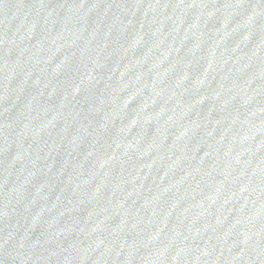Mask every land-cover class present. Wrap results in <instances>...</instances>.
Returning a JSON list of instances; mask_svg holds the SVG:
<instances>
[{"label": "water", "instance_id": "1", "mask_svg": "<svg viewBox=\"0 0 264 264\" xmlns=\"http://www.w3.org/2000/svg\"><path fill=\"white\" fill-rule=\"evenodd\" d=\"M0 264H264V0H0Z\"/></svg>", "mask_w": 264, "mask_h": 264}]
</instances>
